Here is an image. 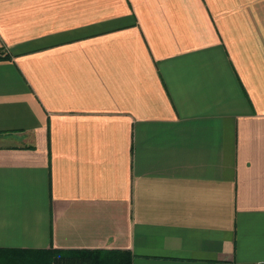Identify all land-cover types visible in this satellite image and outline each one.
Returning <instances> with one entry per match:
<instances>
[{
	"label": "crops",
	"instance_id": "obj_1",
	"mask_svg": "<svg viewBox=\"0 0 264 264\" xmlns=\"http://www.w3.org/2000/svg\"><path fill=\"white\" fill-rule=\"evenodd\" d=\"M0 56V248L264 264V0H0Z\"/></svg>",
	"mask_w": 264,
	"mask_h": 264
},
{
	"label": "trees",
	"instance_id": "obj_2",
	"mask_svg": "<svg viewBox=\"0 0 264 264\" xmlns=\"http://www.w3.org/2000/svg\"><path fill=\"white\" fill-rule=\"evenodd\" d=\"M131 260L129 250L119 249L0 248V264H131Z\"/></svg>",
	"mask_w": 264,
	"mask_h": 264
}]
</instances>
